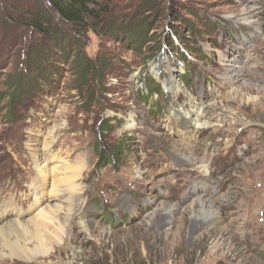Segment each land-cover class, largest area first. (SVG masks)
Segmentation results:
<instances>
[{
    "label": "rangeland",
    "instance_id": "obj_1",
    "mask_svg": "<svg viewBox=\"0 0 264 264\" xmlns=\"http://www.w3.org/2000/svg\"><path fill=\"white\" fill-rule=\"evenodd\" d=\"M90 7L76 29L0 0V219L61 208L48 256L0 264H264V0ZM80 54L102 83L81 85Z\"/></svg>",
    "mask_w": 264,
    "mask_h": 264
},
{
    "label": "bare ground",
    "instance_id": "obj_2",
    "mask_svg": "<svg viewBox=\"0 0 264 264\" xmlns=\"http://www.w3.org/2000/svg\"><path fill=\"white\" fill-rule=\"evenodd\" d=\"M202 109L203 108H201V111H202ZM201 111L199 110L198 113H200ZM193 122H194L195 129L198 127L200 128V127L204 126L202 123H200L197 120H195ZM50 145H52V144L46 145V147H45L46 152H48L52 148V147H50ZM47 154H49V153H47ZM31 157H32V160L34 161L35 166L37 167L36 169L38 170V171H36L38 173L37 180L44 182L45 177L47 178V175H45V173H46L45 170L47 167L46 166L47 165V158H45V157L41 158L40 155L37 154L35 149H31ZM80 170H81V168L79 169V171ZM68 171H69V169H68ZM77 174L79 175L78 172H75L72 175L69 173V175L66 177V179L69 181L70 184H72V182H74L78 178ZM57 180H59V179H57ZM63 180H65V179H63ZM55 190H57V192H58V189L56 188L53 190V192H52L53 194H54ZM71 190H72V188H71ZM65 193H67V192H65ZM55 194H54V196H55ZM53 207H55L56 209ZM60 209L61 208L59 205L52 206L50 208H47L46 211H43L44 213L42 212L41 214H39L37 216V218H33L30 220L27 219L26 221L25 220L24 221L19 220L16 218V216L14 217V216H11L10 214L9 215L4 214L0 219V238L4 240L5 246H3V248H0V263H1V258H3L4 256H9V257L11 256L13 259L27 261V262L28 261H34L36 259V257L40 256V254L42 256H48L49 252H48V248H47L46 243L49 241L50 238L48 235H47L48 236L47 237V236H45L46 234L45 235L42 234L45 232L44 231L41 232V227H45V225L47 226V222L50 221L47 214L55 217L56 216L55 214L57 212L61 211ZM51 219H52V217H51ZM52 225H53V223H52ZM47 230H48V228H47ZM56 231L57 230H55V232ZM13 234H15V236H16L15 237L16 242L14 241L15 243L11 242V239L12 238L14 239ZM52 238L55 239V237H52ZM48 243H50V242H48ZM219 250H217L215 252L216 255L219 253Z\"/></svg>",
    "mask_w": 264,
    "mask_h": 264
},
{
    "label": "trees",
    "instance_id": "obj_3",
    "mask_svg": "<svg viewBox=\"0 0 264 264\" xmlns=\"http://www.w3.org/2000/svg\"><path fill=\"white\" fill-rule=\"evenodd\" d=\"M49 4L52 6L54 11L60 16L62 21L66 24L75 27L76 29H80V27L84 26L85 22L89 19H94L97 17L96 10L91 8L90 5L94 0H48ZM101 19V16H100ZM114 34L119 35L118 32H114ZM124 41L131 40L134 41L131 32L129 31L127 34H122ZM121 38V37H119ZM137 41H134V44H138V41L142 38H137ZM144 43L141 40L140 44ZM73 63L75 67L79 71V77L81 79V85L85 88L94 80H97L98 83H102L105 79L104 71L105 62L103 60H99L98 62H94L91 59L86 58V56L81 55L75 56ZM101 87V85H100ZM93 93H91V96ZM120 144L115 146L112 149L113 156L117 155Z\"/></svg>",
    "mask_w": 264,
    "mask_h": 264
}]
</instances>
